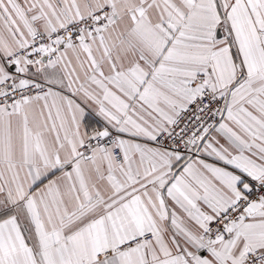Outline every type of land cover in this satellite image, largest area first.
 <instances>
[{
	"label": "snow or ice",
	"instance_id": "snow-or-ice-1",
	"mask_svg": "<svg viewBox=\"0 0 264 264\" xmlns=\"http://www.w3.org/2000/svg\"><path fill=\"white\" fill-rule=\"evenodd\" d=\"M0 264H264V0H0Z\"/></svg>",
	"mask_w": 264,
	"mask_h": 264
}]
</instances>
